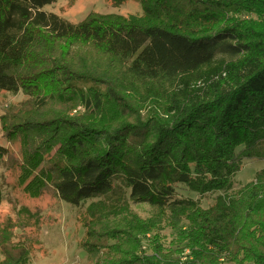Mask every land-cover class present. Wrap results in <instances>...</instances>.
<instances>
[{
  "label": "trees",
  "instance_id": "trees-1",
  "mask_svg": "<svg viewBox=\"0 0 264 264\" xmlns=\"http://www.w3.org/2000/svg\"><path fill=\"white\" fill-rule=\"evenodd\" d=\"M137 1L72 23L57 0H0V91L27 98L2 119L20 184L97 201L81 218L91 264H264V169L234 180L264 161V0Z\"/></svg>",
  "mask_w": 264,
  "mask_h": 264
},
{
  "label": "rangeland",
  "instance_id": "rangeland-1",
  "mask_svg": "<svg viewBox=\"0 0 264 264\" xmlns=\"http://www.w3.org/2000/svg\"><path fill=\"white\" fill-rule=\"evenodd\" d=\"M47 10L64 17L72 23H80L91 15L140 14L137 0L115 6L110 0H57ZM27 98L0 91V144L9 149V156L0 164V182L3 199L0 204V264L17 259L25 250L30 264H91L81 239L85 236L82 217L91 205L88 201L81 208L60 201L51 189L39 198H32L20 184V170L23 162L22 146L18 138L11 140L6 135L3 117H8L22 108ZM264 169V161L248 160L234 177L236 189L255 181ZM182 195L187 196L186 192ZM219 194L199 197L207 208ZM132 210L140 217L148 218L156 210L147 204L133 205ZM82 218V219H81ZM163 234L169 241L176 239V233L165 228ZM223 264H231L223 262Z\"/></svg>",
  "mask_w": 264,
  "mask_h": 264
}]
</instances>
